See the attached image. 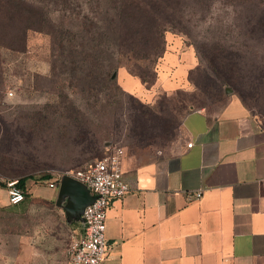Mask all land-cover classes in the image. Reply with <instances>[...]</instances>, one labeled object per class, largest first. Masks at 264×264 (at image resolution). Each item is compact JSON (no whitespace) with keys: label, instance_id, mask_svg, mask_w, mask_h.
<instances>
[{"label":"rangeland","instance_id":"1","mask_svg":"<svg viewBox=\"0 0 264 264\" xmlns=\"http://www.w3.org/2000/svg\"><path fill=\"white\" fill-rule=\"evenodd\" d=\"M81 1L83 7L90 5L88 0ZM69 2L62 12L48 7L49 17L63 30H75L70 24L75 0ZM180 2L175 12L178 24L169 28L174 31L170 33L180 48L192 51L197 65L187 83L170 90L156 89L149 100L125 92L118 84L101 86L95 92L75 81V68L70 69L75 63L65 54L56 55L47 33L29 31L24 52L2 51L0 165L14 174L0 176L31 175L26 183L33 186L34 194L45 196L44 175L59 178L113 147L122 149L123 161L133 163L164 154L181 136L187 110L216 112L233 96L245 101L247 111L264 130V0ZM105 4L100 0V5ZM132 42L136 50L144 49L141 43ZM127 45L118 48L127 51ZM214 50L228 54L238 66L236 84L225 85L221 91L206 74L207 57ZM119 57L128 64L121 66L127 74L141 72L153 79L159 59L134 58L130 53ZM118 69L113 73L116 82ZM72 229L64 209L54 200L29 199L0 207V264H26L29 255L37 257L40 250L48 259L44 264H66Z\"/></svg>","mask_w":264,"mask_h":264},{"label":"crops","instance_id":"2","mask_svg":"<svg viewBox=\"0 0 264 264\" xmlns=\"http://www.w3.org/2000/svg\"><path fill=\"white\" fill-rule=\"evenodd\" d=\"M196 65L192 51L180 48L174 34L166 32L154 84L146 88L124 67L118 69L117 82L125 92L149 100L156 89L187 83ZM122 170L130 191L109 202L102 264H264V130L238 97H230L216 112L189 109L170 151L139 163L122 157ZM42 181L46 195L34 194L26 183L29 196L20 203L54 200L64 209L72 233L80 234L84 193L75 191L70 220L64 208L68 195L57 203L60 179ZM50 181L55 185L49 186ZM196 191H201L199 197ZM8 204L6 187L0 186V207ZM36 260L48 263L42 250L25 263Z\"/></svg>","mask_w":264,"mask_h":264},{"label":"trees","instance_id":"3","mask_svg":"<svg viewBox=\"0 0 264 264\" xmlns=\"http://www.w3.org/2000/svg\"><path fill=\"white\" fill-rule=\"evenodd\" d=\"M94 1L96 5L90 6L91 0H88L90 5L83 7L81 0H75V14L70 22L75 30H63L49 14L50 11L68 9L69 0H0V56L2 51L24 52L29 31L47 33L53 40L56 55L65 54L67 60L75 63L70 67L72 70L75 68V81L99 92L101 86L118 84L113 78L114 71L128 65L121 61L120 54L130 53L134 58L144 59L154 57L155 61L163 55L165 34L174 32L169 28L178 24L175 12L180 0H105V6L100 5V0ZM50 6L53 7L51 10L48 9ZM132 40L141 43L144 49L136 50L130 45ZM125 44H128L127 51L118 48ZM215 51L207 55L209 65L206 74L212 79L216 90L221 91L225 85L236 84L238 66L228 54ZM157 62L151 80L141 72H134L146 88L155 82ZM54 69L55 65H52L51 70ZM189 80L192 81L191 78ZM241 101L246 105L243 99ZM0 173L14 174L1 165ZM32 178L25 175L16 179L19 186L25 187L26 180ZM49 178L51 175H44L41 180ZM0 186H5L4 182H0ZM28 196L29 193L26 198Z\"/></svg>","mask_w":264,"mask_h":264},{"label":"built area","instance_id":"4","mask_svg":"<svg viewBox=\"0 0 264 264\" xmlns=\"http://www.w3.org/2000/svg\"><path fill=\"white\" fill-rule=\"evenodd\" d=\"M188 146L191 143L187 144ZM123 151L113 147L101 158L86 163L79 169L67 171L60 175H68L84 184L94 197L82 212L83 226L80 234H72L67 247L66 264H102L107 255L106 216L111 199L121 198L130 191V185L125 180L122 170ZM10 204L22 202L28 190L18 185L17 179H3ZM54 186L55 181H50ZM201 191H196L199 197Z\"/></svg>","mask_w":264,"mask_h":264},{"label":"water","instance_id":"5","mask_svg":"<svg viewBox=\"0 0 264 264\" xmlns=\"http://www.w3.org/2000/svg\"><path fill=\"white\" fill-rule=\"evenodd\" d=\"M59 197L57 200V203L59 204L63 195L66 194L69 197V200L67 204L64 206L66 214L68 218L71 220V218L75 217V191L84 193V197L81 200V219L82 218V212L84 207L89 204L93 200V196L89 193V190L87 187L77 181L76 179L68 176V175H62L59 181Z\"/></svg>","mask_w":264,"mask_h":264}]
</instances>
